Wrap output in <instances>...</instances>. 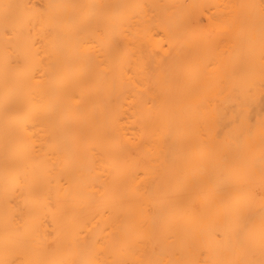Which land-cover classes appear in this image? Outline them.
I'll list each match as a JSON object with an SVG mask.
<instances>
[{"label":"bare ground","instance_id":"bare-ground-1","mask_svg":"<svg viewBox=\"0 0 264 264\" xmlns=\"http://www.w3.org/2000/svg\"><path fill=\"white\" fill-rule=\"evenodd\" d=\"M0 264H264V0H0Z\"/></svg>","mask_w":264,"mask_h":264}]
</instances>
